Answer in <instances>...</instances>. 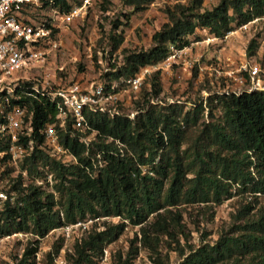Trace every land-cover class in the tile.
I'll return each mask as SVG.
<instances>
[{
	"label": "trees",
	"instance_id": "obj_1",
	"mask_svg": "<svg viewBox=\"0 0 264 264\" xmlns=\"http://www.w3.org/2000/svg\"><path fill=\"white\" fill-rule=\"evenodd\" d=\"M82 1L55 0L67 11ZM154 1L124 0L132 9L123 11L114 21L112 49L105 55L109 61L123 44V31L131 14L146 10ZM101 2L97 5L107 10L111 0ZM204 2L190 0L167 7L168 21L153 34L152 46L146 50L124 49L122 62L111 63L101 80L110 85L133 77L143 67L166 59L171 46H189L204 39L202 33L223 37L264 18V0H220L210 9L204 8ZM259 46V40L253 37L247 55L257 56ZM160 74L155 72L151 78V98L163 92ZM200 99L187 110L185 104L155 105L149 103L150 99L146 110L134 119L90 113L88 118L97 134L88 147L80 140L79 131L71 136L72 123L61 128L56 121L62 143L70 147L78 163H63L36 146L21 164V169L28 172L27 185L20 175L11 188L16 193L15 204L6 201L0 208V240L21 232L40 239L54 229L82 220L120 217L122 222L106 225L103 230L93 227L76 241L68 255L70 264H96L104 248L119 239L128 224L140 226V232L131 239L126 254H114L112 264H134L140 251L137 243L157 255L155 264H166L159 258L162 236L178 243L176 250L182 258L178 264H264V206L256 207L258 197L264 195V90L210 96L209 121ZM32 108L36 129L55 122L57 109L52 104L35 100ZM216 109L221 111L219 117ZM115 139L124 147L120 148ZM100 161L105 164L95 174ZM50 173L56 181V194L46 182ZM36 178L46 183L39 186ZM236 190L249 193L255 200L242 204L229 230L215 242L191 247L186 253L173 233L185 234L181 214L172 208L220 205ZM39 239L30 241L18 264H37ZM60 249L58 244L47 253V264H54Z\"/></svg>",
	"mask_w": 264,
	"mask_h": 264
},
{
	"label": "built area",
	"instance_id": "obj_2",
	"mask_svg": "<svg viewBox=\"0 0 264 264\" xmlns=\"http://www.w3.org/2000/svg\"><path fill=\"white\" fill-rule=\"evenodd\" d=\"M99 1L102 0H83L67 11L57 5L55 0H0V208L6 201L15 204L16 193L11 188L20 175L24 179L23 185H27L28 172L21 169V164L36 146L63 163H78V158L70 147L62 143L56 121L61 128L68 122L72 123L71 136L79 131L80 140L88 147L97 134L88 114L106 113L110 117L126 115L134 119L146 109L126 111L130 100L128 97L133 95L137 98L148 77L155 72L173 75L179 82H183L185 78L192 77V70L196 68L198 79L207 80L214 88L201 91L200 102L203 103L208 121L207 101L210 96L240 95L243 92L264 90L263 61H259L257 56L250 57L246 54L245 58L237 60L225 54L224 46L219 50L215 49L216 42H227L234 31L223 37L207 36L184 48L171 46L167 58L162 62L143 67L135 76L115 80L110 85L103 80L65 81L63 76L56 75L57 72L65 71V65L55 69L51 66V59L61 46L63 32L76 20H83ZM199 44H211L215 47L212 53L207 54L209 58L205 62L197 51ZM159 96L152 98L150 102L164 106L183 104L180 99L175 98H168L163 102ZM35 100H44L55 106L57 114L54 123L36 129L35 111L32 108ZM187 104L188 109L194 106V102ZM115 141L120 148L124 147L121 140ZM104 164L100 161L95 166V174ZM44 181L36 178L35 183L40 186ZM46 182L50 183V191L56 194L52 173L47 175ZM99 219L88 221L92 224ZM82 225L85 222L67 225V236L70 238L72 228ZM110 263L111 252L107 246L96 264ZM54 264L70 263L62 253L55 256Z\"/></svg>",
	"mask_w": 264,
	"mask_h": 264
},
{
	"label": "rangeland",
	"instance_id": "obj_3",
	"mask_svg": "<svg viewBox=\"0 0 264 264\" xmlns=\"http://www.w3.org/2000/svg\"><path fill=\"white\" fill-rule=\"evenodd\" d=\"M188 1L190 0H155L146 10L131 14V21L123 31V44L113 53V58L110 61L105 55H108V51L112 49L110 33L114 27V21L119 19L123 11H130L132 8L125 5L124 0H111L107 10H102L101 4L96 5L83 20H76L68 30L63 32L61 46L56 49L51 59V66L57 69L58 66L65 65V71L63 73L57 72L56 75L63 76L67 82L75 80L98 82L107 71L106 69H111V63L120 64L122 62L124 49L146 50L152 46L153 34L168 21L167 7ZM219 1L205 0L204 8L210 9ZM201 36L202 38L207 37L204 33ZM253 37H257L260 42L257 58L264 62V18L234 30L227 42L223 44L216 42V48L212 47L211 44H199L197 51L201 54L202 61L205 62L209 58L208 53H212L214 48L219 50L224 46L225 51L235 52L238 60L245 58V54L247 55V45ZM160 75L163 92L159 98L163 102H166L168 98L180 99L185 104L186 110L188 109L187 102H194L201 97L202 89H214L207 80L198 79L199 75L196 68L192 70V77L185 78L183 82H179L173 75L164 72ZM152 76L153 74L148 77L137 98L129 95L130 100H128L126 111L144 108L148 105L147 102L152 99L151 95L148 94V91L152 90ZM216 114L219 117L221 111L216 109ZM55 182L54 180V184ZM45 183L44 181L43 185ZM48 184L50 185V183ZM254 200L255 197L249 193H240L236 190L232 198L225 200L220 205L195 204L172 208L174 213L181 214L183 225L181 228L185 233L182 235L176 231L173 232L176 238L180 239V247L188 253L191 247L198 248L206 243L215 242L221 233L229 230L233 223V215L241 209L242 204ZM257 200V209L263 207L264 195L259 196ZM82 221L85 222V225L72 228L70 238L67 236L66 226L54 229L40 239L33 234L22 232L2 238L0 240V264H18L24 250L31 245L30 241L37 239H39V250L38 255H36L37 264H47V253L54 251L58 244H61L59 254L64 253L68 263H70L68 255L74 250L76 241L86 236L94 229L93 227L103 230L106 225L122 222L120 217H103L92 224L89 223L90 220ZM139 232L140 226L128 224L119 239L108 246L111 252L110 264L113 262L115 253L121 251L126 254L129 251L131 239L136 237ZM137 245L140 251L134 260V264H155L154 259L157 255L151 254L149 249L143 247L141 243H137ZM176 247L179 245L173 238L162 236L159 258L166 264H178L182 258Z\"/></svg>",
	"mask_w": 264,
	"mask_h": 264
},
{
	"label": "crops",
	"instance_id": "obj_4",
	"mask_svg": "<svg viewBox=\"0 0 264 264\" xmlns=\"http://www.w3.org/2000/svg\"><path fill=\"white\" fill-rule=\"evenodd\" d=\"M229 51H230V49H228ZM232 50V49H231ZM225 54L226 55H230L231 57H233L234 59H236L238 56H237V54L235 53V52H233V51H230V52H228V51H225Z\"/></svg>",
	"mask_w": 264,
	"mask_h": 264
}]
</instances>
